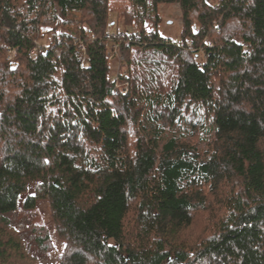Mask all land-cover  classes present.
<instances>
[{
	"label": "trees",
	"instance_id": "16d2710c",
	"mask_svg": "<svg viewBox=\"0 0 264 264\" xmlns=\"http://www.w3.org/2000/svg\"><path fill=\"white\" fill-rule=\"evenodd\" d=\"M43 201L53 264H264V0H0V264Z\"/></svg>",
	"mask_w": 264,
	"mask_h": 264
},
{
	"label": "rangeland",
	"instance_id": "374dc122",
	"mask_svg": "<svg viewBox=\"0 0 264 264\" xmlns=\"http://www.w3.org/2000/svg\"><path fill=\"white\" fill-rule=\"evenodd\" d=\"M216 1L217 0H211V3L213 4ZM158 16L160 18L159 24L155 26L151 23H147L145 24L147 30H154L165 39H170L172 41L177 42V45H182L180 37L182 32V21L178 5H160L158 7ZM110 20L111 22L116 23V26L113 29L114 31H116V33H121L126 30L124 26L121 25L120 20L117 19L115 14H112L110 16ZM111 24H108L107 31L112 30ZM137 29V26L134 24H132L131 27L128 28L131 33H137ZM49 41V36H47L43 42L48 43ZM186 42L187 44L184 49H191L190 42ZM40 47L41 46L39 45L38 47H36V49H34L35 54L37 53L38 49H40ZM7 52V59L12 60L15 55V52ZM31 52L32 51H30L29 53V57L33 58L35 54L31 56ZM120 56L121 55L118 54L117 57L110 60L111 74H117V72H119V74L124 73V70L121 69V67L119 66L122 63V58ZM9 218L11 220L12 227L15 228L21 240L24 242L27 253L34 255L35 258H37V260L40 262V264H53L62 249V243L53 235V224L51 222L50 212L47 203L44 201L39 202L36 208L32 211L24 212L22 210H18L14 214H10ZM30 226H42L48 230L52 238V244L54 245V249L51 253L44 254L41 252H37L34 249V238L33 235L29 232Z\"/></svg>",
	"mask_w": 264,
	"mask_h": 264
},
{
	"label": "built area",
	"instance_id": "2783aa9c",
	"mask_svg": "<svg viewBox=\"0 0 264 264\" xmlns=\"http://www.w3.org/2000/svg\"><path fill=\"white\" fill-rule=\"evenodd\" d=\"M124 36H125L124 32L117 33V38L118 39H123ZM111 37H113V35H108V38H110V40L112 39ZM112 44H113L112 47H111L112 51L109 54V60H112L113 58L117 57V55H118V53H117V45L115 43H112ZM36 47H38V45H36ZM36 47L31 50L32 51L31 52V56H33L35 54V50L34 49H36ZM85 67H86V65H85ZM124 92H127V90H124Z\"/></svg>",
	"mask_w": 264,
	"mask_h": 264
}]
</instances>
